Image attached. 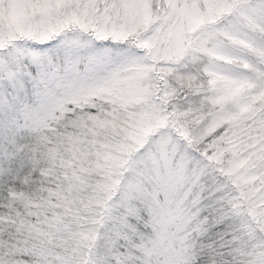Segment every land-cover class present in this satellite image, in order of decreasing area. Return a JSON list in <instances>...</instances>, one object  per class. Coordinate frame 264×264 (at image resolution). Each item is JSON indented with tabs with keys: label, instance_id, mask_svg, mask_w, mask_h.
<instances>
[{
	"label": "snow or ice",
	"instance_id": "1",
	"mask_svg": "<svg viewBox=\"0 0 264 264\" xmlns=\"http://www.w3.org/2000/svg\"><path fill=\"white\" fill-rule=\"evenodd\" d=\"M0 264H264V0H0Z\"/></svg>",
	"mask_w": 264,
	"mask_h": 264
}]
</instances>
